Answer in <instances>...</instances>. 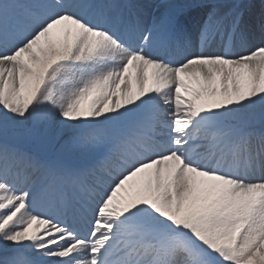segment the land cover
I'll use <instances>...</instances> for the list:
<instances>
[{
    "label": "snow or ice",
    "instance_id": "obj_1",
    "mask_svg": "<svg viewBox=\"0 0 264 264\" xmlns=\"http://www.w3.org/2000/svg\"><path fill=\"white\" fill-rule=\"evenodd\" d=\"M0 264H264V0H0Z\"/></svg>",
    "mask_w": 264,
    "mask_h": 264
},
{
    "label": "rangeland",
    "instance_id": "obj_2",
    "mask_svg": "<svg viewBox=\"0 0 264 264\" xmlns=\"http://www.w3.org/2000/svg\"><path fill=\"white\" fill-rule=\"evenodd\" d=\"M155 4V3H154ZM153 11H155V9H153Z\"/></svg>",
    "mask_w": 264,
    "mask_h": 264
}]
</instances>
